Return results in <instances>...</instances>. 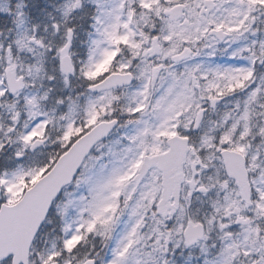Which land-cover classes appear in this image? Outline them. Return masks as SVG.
<instances>
[{"label": "snow or ice", "instance_id": "snow-or-ice-1", "mask_svg": "<svg viewBox=\"0 0 264 264\" xmlns=\"http://www.w3.org/2000/svg\"><path fill=\"white\" fill-rule=\"evenodd\" d=\"M0 264H264V0H0Z\"/></svg>", "mask_w": 264, "mask_h": 264}]
</instances>
